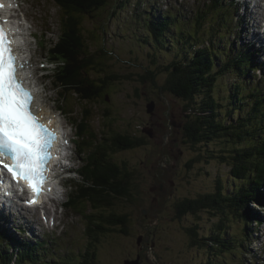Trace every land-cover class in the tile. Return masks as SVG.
Returning a JSON list of instances; mask_svg holds the SVG:
<instances>
[{
    "label": "rangeland",
    "instance_id": "1",
    "mask_svg": "<svg viewBox=\"0 0 264 264\" xmlns=\"http://www.w3.org/2000/svg\"><path fill=\"white\" fill-rule=\"evenodd\" d=\"M202 1L111 0L108 6L101 11L100 15L93 13L95 18L90 16L81 17L83 18L81 21L84 28L83 33L85 32L87 45L91 47L86 51L97 54L102 61L101 65L106 66L108 74L111 75L118 72L121 75V79L116 82V86L107 89L108 96L106 98L102 97L101 101L85 102L81 101L77 95L69 93L66 101L63 102L64 97L60 95L62 89L54 84L52 77L46 80L45 90L50 89V94L57 98L48 95L50 99L51 97L53 98L51 99V105L58 110L62 109L67 112V117L73 116L78 120L84 115L90 118L88 124H84L81 128L82 130L88 129L86 133L81 132V141L87 136V143L92 145H89V151H85L84 147V150L80 147V153L85 158L86 163H88L90 154L99 148L95 140L103 142V135H105L107 140L112 138V131H108L109 128L121 134L133 130L137 135H144V128H151L150 125H147L151 116L147 112V104L151 101L155 103L156 117L154 118L165 124L166 134L161 144L157 133H155L154 138L145 134L146 141L142 146L120 151L113 155L116 157L117 162L125 165L127 171L131 174L132 191L129 197L118 198L112 210L109 209L107 212L113 211L119 214H127L130 217L127 232H108L105 235L101 234L97 240L96 237L93 240V237L87 232V226L91 222L90 226L95 229L92 216L94 219L97 213L92 212L89 204H84L81 213L76 211L78 205L74 206L75 209L64 208L62 210L61 207H58L54 215L57 219V225L53 229L54 232L52 233L47 228L45 230L41 227L37 244L40 241H46V243L37 248V253L39 254L37 261L29 264H76L71 258L72 255L76 258L77 255L85 251V248H92V246L95 249L105 247L104 242H110L111 246L100 253L103 257L102 260L118 264L122 256L120 252L115 250V246H120L125 254L126 244L138 242L137 239L142 234L141 241L155 242L157 244V246H154L155 253L164 257L171 264H206L209 262L211 264H241L240 261H243L240 249L224 253L221 252L222 249L218 242L205 241L208 243L207 247H197L195 243L191 244L194 241L190 234V227L197 226L196 238L199 239L198 242H204L201 238L209 236L210 231H214L215 234L224 233V230L219 227V221L224 217L228 219L225 222L229 223H226V233L228 232L229 236H242L244 223H234V216L229 209L224 208L219 211L220 209L217 208H204L196 213L187 214L185 217H178L176 214L175 201L184 196L197 198L206 194L216 193L219 185L218 180L222 184V187L220 186L222 193L236 190L242 182L235 181L231 174L232 159H220V155L222 156L226 150L232 148L229 143L225 140L217 139L216 141H211L208 146L204 144L200 146L193 145L185 139L184 130L178 128L179 124L177 121L186 120V114L189 111L184 107V101L175 99L174 95L161 88L168 74L165 70V65L174 58L177 51L175 49L171 52L163 51L162 48L164 46L162 44H157L155 39H150V36H146L147 30L140 15L145 13L146 10L155 11L156 14L159 11L169 14L177 11L180 14L187 15L189 18L193 14L195 17L196 8H204ZM21 2H24V0H21ZM227 2L233 3L234 10H237V15L234 16L233 10L232 12L226 11L229 15L224 18L222 12H225V10L209 8L208 12L211 9L213 14L210 15V20L205 24V28L208 30L217 27L219 29L218 35H224L227 31L230 32V34L227 33V37H223V45L236 44L237 38H239L241 44L244 41V37L246 42L253 46V50L259 52L260 55L257 60L264 66L263 30H261L260 41L258 40L259 36L255 34L260 30V26L263 25L261 19L264 16V8H258L257 6L261 1L252 0L249 6L242 0H226ZM28 4L37 16L38 33L42 29L47 32L45 42L52 45V39L58 40L59 36L65 34L66 26L60 29L58 24L61 21L60 19H63L62 14L64 13L60 10L58 4L50 0H38V3L34 4L27 1V8ZM223 6L225 7L224 9L227 8L225 3ZM40 19H44L42 28ZM213 20H216V22ZM181 25L184 26L185 24L181 23ZM173 30L175 31L174 28ZM80 32L82 33V31ZM170 38L176 39L177 35L171 31ZM218 38L220 37H214L213 42L216 43ZM199 41L207 45L212 40L210 36L203 33ZM32 48L34 49L35 46H32ZM35 53L37 67H40L41 62L45 61L48 56L47 48L41 49L37 47ZM149 69L155 72L154 80L157 85L153 81V75L148 73ZM46 72L47 70L39 71L38 73L41 77ZM98 73H100L99 69L97 70ZM258 76L260 77L259 79H264V74L261 76L259 71ZM144 77H147V79ZM40 80L42 86L45 79L41 77ZM238 80L239 77L236 72H230V76L225 80H223V77L220 79V91H217L216 94L219 103L226 105L225 100H222L226 96V90L223 85L225 83L228 85L235 84ZM262 84H264V81H262ZM256 85L258 84L254 85L251 83V86L256 87ZM48 103H39V106H45ZM107 112L109 116L105 115ZM64 122H66L65 119ZM66 129L67 131L71 130L68 124ZM92 142H95L96 148ZM169 144H176V148L179 151L185 152L177 169L178 175L182 172V177L176 175L177 171L175 173L169 172V176L176 183V187L171 189L176 199L174 201L173 197L165 198L162 205L157 202L156 207L153 208L151 207L153 202L151 194L153 196L158 195L156 192L162 189L157 188L156 185L158 181L164 178L161 174L162 166L158 167L157 165L164 160L161 155V147ZM103 146L107 147L106 141ZM228 160H230V163ZM76 164L82 165L80 158H77ZM153 165L155 167H152ZM156 173L160 175H156ZM79 181L81 183L84 181L82 173L73 184ZM262 186L264 190V183ZM147 203L149 207L143 212V208L146 209L145 205ZM254 208L258 209L264 216L263 206L254 204ZM13 211L18 213V211ZM36 215H38V212ZM18 218H23L22 214H19ZM37 222L38 220L36 219L35 223ZM10 223L12 224L13 222ZM34 227L32 226L31 230H34ZM17 233L20 234L19 232ZM27 236L30 239L32 238L27 232L25 234L21 233V237L27 238ZM251 240L252 242H249V244L252 245L249 246L255 251L257 257L251 258L252 255L250 254L248 257L244 255V260H248L251 264H260L261 261L257 258H259L258 254H261L262 257L264 256V223L256 227V232L255 234L252 233ZM213 245L215 251H213ZM239 253L240 255H238ZM212 255L216 256V259H211ZM128 260H138L139 262L140 258L127 259L125 261Z\"/></svg>",
    "mask_w": 264,
    "mask_h": 264
},
{
    "label": "trees",
    "instance_id": "2",
    "mask_svg": "<svg viewBox=\"0 0 264 264\" xmlns=\"http://www.w3.org/2000/svg\"><path fill=\"white\" fill-rule=\"evenodd\" d=\"M55 1L64 10L62 15L66 25L65 34L60 36L57 45L49 52V56L57 60L59 64L56 72H60L58 80L62 82L66 94H75L85 102L101 101L102 97L108 96L105 93L106 89L116 86L121 75L118 72L109 75L106 66L101 65L99 56L86 51L91 47L87 45L81 17L95 18L93 13L100 15L111 0ZM223 4L224 0H208L204 8L197 7L195 17L193 14L190 18L177 11L171 14L159 11L156 14L155 11L146 10L140 15L147 30L146 36L155 39L157 44H162L163 51L171 52L173 49L177 51L174 58L165 65L168 74L161 88L174 95L175 99L185 102L184 107L189 111L186 114V120H181L185 139L199 146L202 144L208 146L211 141L217 139L229 143L232 148L226 150L222 156L220 155V159H232L231 174L235 181L242 182L236 190L222 193L220 191L222 184L218 180L216 193L186 198L182 203H177L178 200L175 201V198L176 214L178 217H185L204 208H217L220 209L219 211L224 208L229 209L234 216V223H244L242 236H229L228 232L226 233L225 220L228 219L224 217L219 221V227L224 230V233L215 234L214 231H210L209 236L201 238L204 242H198L199 239L196 238L197 226L190 227V234L194 241L191 244L207 247L208 243L205 241L218 242L221 252L224 253L240 249L243 255L241 264H251L248 260H244V255L248 257L250 254L251 258L257 257L255 251L249 246L252 245L249 242H252L251 235L255 234L257 224L264 222L263 215L254 208V204H264L263 186L261 188L264 183V91L262 79H259V76L254 77L251 73L257 71L261 64L251 53L252 47L248 46L245 38L243 37L244 41L241 44L237 38L236 44L223 45V37H227V33L230 34V32L218 35L217 27L208 30L205 28L210 15L213 14L211 9L208 12L209 8H220ZM222 13L224 18L228 16L227 12ZM236 15L235 13L234 16ZM213 21L216 22V20ZM181 23L185 25L182 26ZM171 31L177 35L176 39L170 38ZM203 33L210 36L212 40L207 45L199 41ZM214 37H220L216 43L213 42ZM98 69L100 73L97 74ZM230 72H236L239 80L235 84L223 85L226 90L225 99L222 98L225 100L224 106L218 102L216 94L220 91V79L222 77L223 80L227 79ZM148 73L153 75V81L156 84L155 72L149 69ZM144 78L147 79V77ZM251 83L258 85L251 86ZM105 115L109 116V113ZM89 121L90 118L83 115L80 119V129ZM82 131L86 133L88 129H81ZM108 131H112L111 139L107 140L103 135V142L95 140L99 148L90 154L88 163L81 167L80 172L84 176V181L71 195L68 203V206L73 209L78 205L76 211L80 213L84 204H89L92 212L97 213L94 219L92 216L95 229L90 226L91 222L87 226V232L93 240L95 237L97 240L101 234L105 235L108 232H127L130 217L127 214L107 212L109 209L112 210L118 198L129 197L132 191L131 174L125 165L117 162L113 155L120 151L135 149L146 141L145 135H137L133 130L125 134L110 128ZM86 140L87 136L82 140V145L85 151H89L90 144ZM105 141L107 147L103 146ZM228 161L230 163V160ZM186 165L189 166L188 163ZM176 175L182 177V172L179 176L177 171ZM8 237L9 234L6 231L0 233V264H13V262L29 264L37 261L38 246L35 244L30 246L12 237H9L13 240L12 242L6 241ZM214 249L215 247L213 251ZM86 251L93 252L88 247L80 254V258ZM217 256L220 257L218 254ZM258 257L257 259L262 261L260 264H264V256L258 254ZM71 258L76 264H80L79 255L76 258L72 255ZM213 258L216 259V256L212 255L211 259Z\"/></svg>",
    "mask_w": 264,
    "mask_h": 264
},
{
    "label": "snow or ice",
    "instance_id": "3",
    "mask_svg": "<svg viewBox=\"0 0 264 264\" xmlns=\"http://www.w3.org/2000/svg\"><path fill=\"white\" fill-rule=\"evenodd\" d=\"M16 71L11 42L0 26V139L11 151L12 161L4 164L3 154H0V165L15 178L29 181L39 193L44 180V164L56 134L30 112L32 93L23 87ZM29 202L35 203V200Z\"/></svg>",
    "mask_w": 264,
    "mask_h": 264
},
{
    "label": "bare ground",
    "instance_id": "4",
    "mask_svg": "<svg viewBox=\"0 0 264 264\" xmlns=\"http://www.w3.org/2000/svg\"><path fill=\"white\" fill-rule=\"evenodd\" d=\"M27 1L29 3V0H24V2H21V0H19L18 2L17 0H8L7 8L2 11L5 14L6 21L9 24V27L12 30L14 36H16L19 39L20 44L24 46L25 48V52L23 56L25 63L22 64L23 65L22 70L27 69V71L30 73L32 77L34 85L40 91V94L43 100H45L46 98L45 92H44L45 85L42 83V86H41L40 78L44 77L45 79L46 75L56 73L58 71L59 64L57 60L52 59L49 56V52L52 47H55L57 45V42L60 39V36L58 40H54V39L51 40L52 45H50V43L48 44V42H45L47 32L44 29H42L38 33L39 27L37 25V17L31 10L29 4L27 8ZM50 1L57 4L55 0H50ZM59 8L62 12H64L60 6ZM222 8H225V7L223 6ZM60 20L61 21L58 24H59L60 29H62L63 26H66V25L64 23V19H60ZM261 30L263 29H261V26H260V30L257 33H255L256 35L259 36L258 38L259 41L261 39ZM263 43L264 42H262V44ZM32 46H35V48L33 49ZM37 47H40L41 49L47 48L48 56L45 59V61L41 62L40 67H37V61H36L35 52L37 50ZM254 51L257 52L256 50ZM44 70H47V72L43 73V75H41L40 77L38 72L44 71ZM51 99L53 98L51 97ZM51 99L49 96H47L48 102H51ZM34 109H36V107L34 105H31L30 112L33 115H35L36 117L41 116L45 122L58 123V126L62 131V135L64 139H66L68 143L75 144L76 146L81 147V149H83L82 141H81L82 137H81V129H80V119L77 120L73 116L67 117V112L63 111L62 109L58 110L56 107L52 106L51 103H48L47 105H45L44 108L41 110V112L40 111L33 112L32 110ZM64 119L66 120V122H64ZM67 124L71 128L70 131H67L66 129ZM144 129H149V128H144ZM52 172L55 175V177H57L58 173L56 169L53 168ZM61 181H62L61 179L57 181L56 185L52 189L49 190V193H52L51 198L46 199L45 204L50 207V200H51V204L56 210L58 209V207H61L62 210H64V208L72 209L71 206L70 207L68 206V203L70 202L71 195L73 193H71L69 190L70 189L69 184L65 182L62 183V185L59 187V185L61 184ZM67 187L69 191L67 190ZM53 207H50V209L53 210ZM5 208L6 206L0 203V217L3 215V211L5 210ZM32 214H35V213L32 212ZM10 220L11 218H9L8 221ZM31 232L33 234L37 233L35 229L31 230Z\"/></svg>",
    "mask_w": 264,
    "mask_h": 264
},
{
    "label": "flooded vegetation",
    "instance_id": "5",
    "mask_svg": "<svg viewBox=\"0 0 264 264\" xmlns=\"http://www.w3.org/2000/svg\"><path fill=\"white\" fill-rule=\"evenodd\" d=\"M154 116H150V121L147 123V125H150V127L152 128V135L150 136L148 133L143 132V134L154 138L155 133H157V136L159 138V143L161 144V141L163 140L165 134H166V129H165V124L157 121ZM179 126L178 128L181 130L183 127V123L179 122L178 123ZM156 136V137H157ZM176 144H169L168 146H162V150H161V155L163 157L164 160L160 161V163H158V167L161 165L162 166V172L161 174L163 175V180L158 181L157 183V188L162 189V190H158L156 193H158L157 196H152V203H151V207L155 208L157 202H159L160 205H162L163 200L165 198H174V192L173 190H171L172 188L176 187V183L173 180V178H171L169 176V172L171 173H175V171H177L178 167H179V163L181 161V157L184 155V151H179V149L176 148ZM170 160V161H169ZM165 161V162H163ZM152 167H155V165H153ZM158 173H156L157 175ZM160 175V174H158ZM158 180V179H157ZM173 180V181H172ZM188 197H182L181 199H179L177 201V203H182L184 201V199H186ZM154 199V200H153ZM155 201V202H154ZM146 209L143 208V212H145L147 210V208L149 207V204L147 203L145 205ZM161 207V206H160ZM143 236V234H142ZM105 243V247H98L97 249H95L93 246L91 249L93 252H95V254L92 253H88L87 251L82 255V257H79V261L80 264H83L85 262V264H113L112 262H107L102 260V256L100 255L101 252H103L104 250H106L109 246H111L110 242H104ZM157 246V244L155 242H129L128 244H126V252L124 254L123 250L121 249L120 246L116 245L115 250H117L118 252L121 253V261L118 264H125V260L127 259H137L140 258L138 264H171L170 262H167L166 259L158 254L155 253V248L154 246ZM155 254H153V253Z\"/></svg>",
    "mask_w": 264,
    "mask_h": 264
},
{
    "label": "water",
    "instance_id": "6",
    "mask_svg": "<svg viewBox=\"0 0 264 264\" xmlns=\"http://www.w3.org/2000/svg\"><path fill=\"white\" fill-rule=\"evenodd\" d=\"M147 112L151 115L154 116L155 115V103L153 101L149 102L147 104ZM144 132L148 133L150 136L152 135V128L149 129H144ZM142 236L140 235L138 237V242L141 241ZM125 264H138V260H133V261H126Z\"/></svg>",
    "mask_w": 264,
    "mask_h": 264
}]
</instances>
